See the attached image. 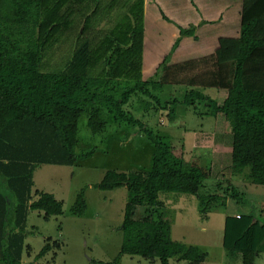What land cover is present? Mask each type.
<instances>
[{"label":"trees","instance_id":"trees-1","mask_svg":"<svg viewBox=\"0 0 264 264\" xmlns=\"http://www.w3.org/2000/svg\"><path fill=\"white\" fill-rule=\"evenodd\" d=\"M84 1L0 0V262L24 264L31 211L42 213L46 220L64 213L63 202L53 193H33L34 173L41 164L81 165L82 159L96 152V148L77 150L79 119L86 113L94 134L105 132L112 118L117 126L146 136L154 146L149 170H108L95 184L103 191L127 188L121 253L159 259L161 264H171V258L206 264V252L198 245L174 239L172 224L161 214L157 218L152 214L166 207L161 193L197 194L203 200L199 191L207 185L208 176L202 167L176 152L171 135L136 113L145 116L153 111L158 115L170 108L168 116L174 119L177 102L163 101L165 85L188 86L186 104L195 108L198 103L205 104L203 114L222 113L229 121L233 173L246 174L251 183L264 185V0L215 1L231 11L227 22L233 35L239 32L236 38L221 36L215 51L220 22L202 20L195 24L193 13V19L183 20L189 21L188 25L182 26L171 20L161 5L158 10L148 8L145 14L144 0H115L108 9L117 6L118 18L115 15L116 22L98 46L104 52L100 74L89 73L98 61L97 49L88 38L78 36L73 40V52L61 66L44 70L50 41L62 25L69 24L65 12ZM210 1L212 5L214 0ZM147 14L173 24L172 35L177 31V36L160 56L155 73L143 77L145 48L157 57L161 54L148 45ZM186 37L191 43L176 61L175 51ZM207 88L216 89L217 97L201 90ZM221 92L226 95L219 101ZM227 191L238 201L244 195L234 186ZM216 198L212 195L207 207L201 208L203 215ZM139 206L151 215L136 219ZM87 209L82 190L72 212L83 215ZM262 215V211L226 215L223 246L229 259L257 264V256L264 252ZM45 243L37 257L52 252L55 260L61 244L52 238Z\"/></svg>","mask_w":264,"mask_h":264},{"label":"rangeland","instance_id":"rangeland-1","mask_svg":"<svg viewBox=\"0 0 264 264\" xmlns=\"http://www.w3.org/2000/svg\"><path fill=\"white\" fill-rule=\"evenodd\" d=\"M164 1L163 8L169 9V15L183 23L182 17H188L186 13L181 14L182 10H186V0ZM114 2L115 0H85L72 5L65 12L69 24L62 25L61 32L50 41L52 47L47 52L48 62L44 70L60 67L61 61L73 52V40L78 36L82 39L88 38L92 48L97 49L98 61L89 73L100 74L104 68L103 60H100L104 52L98 46L103 42L106 33L111 31V24L116 20L115 15L118 18L117 6L111 11L108 9ZM148 5L150 9L158 10L150 1ZM234 26L233 22L232 27ZM145 27L149 46L154 45L157 52L171 47L174 41H171L173 24L147 14ZM153 65L155 63L150 66ZM188 89L184 84L165 85L163 101L175 99L177 102L174 119L168 116L170 108L158 115L152 111L145 116L136 113V116L171 135L176 152L186 161L205 170L208 176L207 185L199 191L203 200L197 194L161 193L160 196L165 199L167 206L159 212H153L152 216L157 218L161 214L172 224L175 239L198 245L206 252V264H242L241 260L229 259L223 246L225 218L228 214H258L262 211L261 217L264 219V185L251 183L246 174L233 173V133L229 121L222 113L215 116L203 114L207 111L205 104L198 103L196 108L192 104H186L184 100ZM201 90L217 97L216 89ZM225 95V92H221L218 95L219 100H223ZM109 122L105 132L94 134L88 126L86 113H83L78 125L77 150L81 152L96 148V152L82 159L81 165L67 169L63 165L55 164H41L36 168L33 192L41 187L55 193V197L63 202L64 213L46 220L38 211L30 212L26 237L29 247L23 254L22 263L96 264L93 261H103L109 264H161L159 259L153 261L139 255L121 253L124 239L121 226L127 188L103 191L95 187L108 170H149L152 165V142L138 132L117 126L112 118H109ZM231 186L244 193L240 201L227 191ZM82 190H85L88 209L85 214L77 215L72 212V206ZM212 195H217V198L203 215L201 208L207 207L206 203ZM144 210L145 207L139 206L135 218L151 215ZM47 238L61 244L55 260L52 252L41 258L37 257ZM170 263L188 264L176 258H171ZM256 263L264 264V252L257 256Z\"/></svg>","mask_w":264,"mask_h":264},{"label":"crops","instance_id":"crops-1","mask_svg":"<svg viewBox=\"0 0 264 264\" xmlns=\"http://www.w3.org/2000/svg\"><path fill=\"white\" fill-rule=\"evenodd\" d=\"M144 1H145V14H146L148 8H150L149 5H148V1H150L151 4H152V6L154 8L161 5V8L164 10L165 13H167V15L169 16V18H171V20H173V21H176L174 18H172L169 15V9L163 8V5L165 4V1L164 0H144ZM215 1L216 0H214L213 4L211 5V1L210 0H191L189 3L186 0L185 1L186 10L185 11L182 10V12H181L182 15H184V13H186L188 15V17H183L184 20H186V18H189L191 20V19H193V17L191 15L193 13L196 14V17H194V19H193L195 21L194 22L195 24H199L202 20L203 21H212V22L213 21H218V22H220L219 23L220 26L218 28V33H217V35L215 37V45L213 47L214 48V51L217 49L218 41H219V38L221 36H223V37H234V38H236L237 36H239L238 30L235 31V34L234 35H232L233 33H231L232 30L230 29V26H229L230 24H229V22H227L229 20V18H230L231 11H228V9H224V7H222L221 4H218L217 3L215 5ZM146 5H147V7H146ZM193 5H196L197 7L195 8ZM220 5H221V7H219ZM225 10H227V11H225ZM182 22L183 23H180V25L185 26V25H188V22L189 21L186 22V23H185V21H182ZM177 23H179V22H177ZM224 24H227V26L225 27ZM203 25H206L209 28L212 26V24H210V23H205ZM200 27H201V25L197 28V30H199ZM176 36H177V31H174L173 32V35H172V38L174 39ZM173 39H171V41H173ZM190 43H191V38L190 37H186V38H184V40H182L181 44L179 45V47L175 51V55L173 57L176 61L179 60L178 58H180V57H182V56L185 55V53H186L185 52V49L187 47H189V44ZM164 52L165 51L159 52L161 54L157 57L156 55L152 54L150 51H148L145 48V51H144L143 77H146L148 75H152V74L155 73V71L157 70V67H158V65L160 63V60H161L160 59V56ZM199 52H202V51H196V53H199ZM204 52L201 53V54H205ZM154 63H155V65L150 66L151 64H154ZM147 70H148V72H147ZM219 101H222V100H219ZM69 167H72V166L63 165V168L64 169H67ZM35 183H36V179H35V173H34V185H35ZM39 190L40 191H46L45 189H43L41 187L39 188ZM46 192H50L51 193V191H46ZM166 206H167V204H166ZM40 214H42V213H40ZM233 215H235V214H233ZM143 217L144 216H141L140 218H143Z\"/></svg>","mask_w":264,"mask_h":264}]
</instances>
